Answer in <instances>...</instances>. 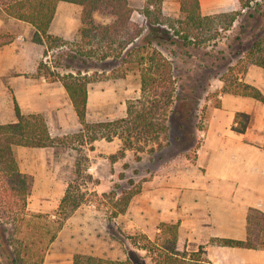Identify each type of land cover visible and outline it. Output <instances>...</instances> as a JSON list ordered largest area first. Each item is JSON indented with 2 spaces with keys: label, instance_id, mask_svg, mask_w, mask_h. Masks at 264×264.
Instances as JSON below:
<instances>
[{
  "label": "trees",
  "instance_id": "obj_1",
  "mask_svg": "<svg viewBox=\"0 0 264 264\" xmlns=\"http://www.w3.org/2000/svg\"><path fill=\"white\" fill-rule=\"evenodd\" d=\"M61 1L82 7L77 40L80 48L71 56H96L102 62L110 58H121L125 69L119 76L124 77L128 72L137 71L141 81V95L128 101L125 117L89 123L86 113L91 79L81 76V73L63 75L43 60L38 64L37 74L49 81L63 84L82 125L81 131L77 133L81 139L88 136L93 142L99 138L112 140L118 136L124 140L126 146L134 148V139L144 140L146 143L151 140L158 142L160 135L169 130L166 121L177 87L175 67L161 50L162 46L167 42H178L173 36H178L184 46H204L218 38L222 31L230 30L242 9L249 8L255 0H234L239 9L212 14L202 13L200 0H179L182 18L173 20V27H170L174 29L173 34L166 27L169 18L163 13L164 0H144L139 13L144 16L147 27L132 19L134 8L129 0H2L0 4L5 15L26 21L35 28V42L54 48L68 43L49 31L57 5ZM99 11L111 16L112 20L108 23L96 21L94 14ZM243 59L264 70V31L252 41ZM245 71L246 68L235 73L234 68H229L227 74H222V91L264 102V94L259 88L241 80ZM219 105L220 101L216 106ZM15 111V121L0 124V264H42L44 250L33 252L32 245L18 236L20 226L25 220L22 213L28 214L27 203L32 180L21 171L15 148L52 147L55 154H60L66 149V145L62 138L51 136L45 115L23 114L17 103ZM248 118L247 114L238 112L236 121L240 126L235 128L239 131L245 130ZM159 146L161 147L160 143ZM139 149L143 147L139 146ZM72 190L69 185L56 212L59 229L81 206V196L76 190ZM132 196L133 194L126 195L120 201L121 213L126 211ZM10 223L11 227H4ZM159 228L156 239L139 234L133 241L137 244L140 240H145L146 245L141 249L151 254L153 264H212L203 246L196 251L186 249L185 242L179 237L178 223H162ZM212 242L233 247H264V213L257 209L249 211L246 240L215 238ZM73 264L137 263L130 256L123 260L75 254Z\"/></svg>",
  "mask_w": 264,
  "mask_h": 264
},
{
  "label": "crops",
  "instance_id": "obj_2",
  "mask_svg": "<svg viewBox=\"0 0 264 264\" xmlns=\"http://www.w3.org/2000/svg\"><path fill=\"white\" fill-rule=\"evenodd\" d=\"M200 4L202 6L201 1ZM61 9L75 10L77 18L73 17V20L79 26L80 5L61 1L55 16ZM224 11L228 10L208 14ZM132 19L144 21L137 11L132 14ZM52 23L49 31L54 34ZM6 26L13 28L8 30L14 35L0 44V124L17 119V103L23 114L45 115L53 137L79 132L82 125L63 84L35 76L45 47L33 40L35 28L26 21L0 15V31ZM76 32L61 30L59 35L72 39ZM241 80L256 86L264 94V70L260 66L249 63ZM103 86L90 83L86 119L95 109L116 108L113 106L116 97L110 98L107 92L111 91H105L110 83ZM223 86L220 78L211 80L210 87L217 93L220 105H213L212 100H208L206 124L198 134L203 139L195 159L165 166L145 180L124 215L127 219L130 216L135 227L148 235H157L162 223H178L179 237L185 242L186 249L196 251L203 246L212 264H264V247H233L212 242L215 238L246 240L249 211L257 209L264 213V102L224 93ZM109 98L112 100L110 105ZM125 112L119 117H124ZM238 112L249 117L243 131L235 128L240 126L236 121ZM116 137L92 142L89 171L93 177L114 176L112 168L118 161H112L109 156L122 145ZM53 150L52 147L17 146L15 154L21 171L31 177V193L47 197L59 195L62 199L66 192L62 181L63 165ZM38 208L47 209L41 203Z\"/></svg>",
  "mask_w": 264,
  "mask_h": 264
},
{
  "label": "rangeland",
  "instance_id": "obj_3",
  "mask_svg": "<svg viewBox=\"0 0 264 264\" xmlns=\"http://www.w3.org/2000/svg\"><path fill=\"white\" fill-rule=\"evenodd\" d=\"M200 1L203 14L240 8L234 0ZM144 3V0H129V4L134 8L133 13L139 12ZM163 13L169 18L166 27L170 29V34H173L174 29L170 28L173 27V20L182 18L179 0H164ZM0 15H5L1 11V4ZM73 17L77 18L75 10L58 11L51 30L56 33L53 35L65 39L68 43L54 48L45 46L40 61L47 62L63 75L81 73V76L91 79L90 83L97 82L104 86L110 83L105 91H111L107 92L110 93V98L116 97L113 103L116 108L112 109L108 106L100 110L95 109L87 118L89 123L122 118L119 115L125 112L128 101L141 95L140 75L137 71H133L120 77L125 69L121 58H110L104 62L96 56L73 58L71 55L80 48L77 40L78 29L81 26V22L77 26ZM94 18L102 23L112 20L111 16L101 11L96 12ZM138 23L146 26L145 18L142 23ZM8 29L13 28L6 26L0 31V44L13 37L14 34ZM61 30L73 32L77 30L76 36L66 39L59 35ZM263 31L264 0H255L249 8L242 9L230 30L222 31L218 38L204 46L195 47L192 44L184 46V42L178 36H173L178 42L165 43L161 50L173 62L177 87L166 121L169 130L160 135L158 142L151 140L146 143L144 140L134 139V148L126 146L124 140L117 136L116 138L122 141V145L117 148L115 154L109 156L112 161H118L117 166L112 168L114 176L104 179L93 177L89 171V155L93 150V144L88 136L81 139L77 135L81 128L77 133L57 137L62 138L66 145V149L56 155L58 162L63 165L62 181L65 189L67 190L71 185L81 196L82 202L59 229L56 212L60 203L56 202L60 201L61 197L37 196L33 193L28 196V214L22 213L25 220L20 226L21 231L18 236L32 245L33 252L44 250L42 264H73L75 254L123 260L130 256L137 264H153L151 254L141 249L146 245L145 240L142 239L137 244L133 243L134 238L143 231L135 227L131 222L132 219H129L130 216L127 219L125 212H120V201L130 194H133V198L141 191L143 182L155 173L161 172L165 166L195 159L197 148L203 139L198 134L206 124L208 100L211 99L213 105H217L219 101L217 93L210 87L211 80L220 78L224 73L227 74L229 68H234L235 73L244 68L247 70L249 63L243 57L252 41ZM241 54L244 56L240 57ZM36 75V78H40L38 74ZM48 82L52 81L48 80ZM110 98L109 105L112 101ZM125 113L127 115V110ZM139 146L143 149H139ZM100 156L104 154L100 153ZM38 203L45 205L47 209L38 208ZM116 212L120 213L116 215ZM5 225L4 227H11V223ZM148 236L152 240L157 237L156 234Z\"/></svg>",
  "mask_w": 264,
  "mask_h": 264
}]
</instances>
